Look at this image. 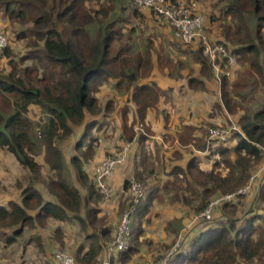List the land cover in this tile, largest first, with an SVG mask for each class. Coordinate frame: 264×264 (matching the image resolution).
I'll return each mask as SVG.
<instances>
[{
  "label": "trees",
  "instance_id": "1",
  "mask_svg": "<svg viewBox=\"0 0 264 264\" xmlns=\"http://www.w3.org/2000/svg\"><path fill=\"white\" fill-rule=\"evenodd\" d=\"M117 1L0 0L2 13L10 24H34L33 28L23 29L18 34V38L34 36L42 41L41 48L34 43L37 49L31 50L28 57L48 63L57 71L54 82L42 83L41 78L37 80L39 85L32 83L29 77L21 78L16 62H11L12 68L6 75H0V101L9 108L0 109V148L14 154L34 173L35 178L21 191L19 202L0 205V220L13 226L11 236L5 237L7 244H12L21 234L23 225L35 220L49 216L71 222L76 220L84 229L88 225L99 228V240L94 235L90 236L95 238V243L86 252H82L83 245L79 246L76 260L79 264H100L97 262L98 251L114 237L122 212L128 210V245L110 256L111 264L119 261L126 264L139 253V248L151 246L146 231L150 228L149 221L152 222L151 209L155 199L159 202L168 194L170 203L179 201L189 209V213L198 215L214 198L244 186L251 175V168L264 159V0H218L224 24L215 26L211 23L213 16L207 15L205 31L210 41L220 42L226 47L235 57L236 65L232 68L233 78L221 72L213 75V65L202 49L190 48L194 53L192 62L200 65L201 75L205 79L212 78L217 87L210 92L201 77L190 76L187 79L192 90L210 94L212 109L208 116L216 118L200 126L201 135L193 137L195 147L197 150L205 149L211 127L225 125L233 119L239 130H234L225 142H212L217 150H212L215 158L209 170L200 168V162L192 152L184 167H172L169 175H175L174 183L170 182V187H167L168 181L161 190L148 186L152 169L145 172L148 162L136 159L134 179L142 182L144 196L135 202L129 194L130 182L134 179H124L118 194L115 226L109 220L97 218V206L103 199L84 163L93 158V148L98 146V136L92 130L101 131L104 120L118 112L112 92L103 96L102 88L110 82L112 89L123 90L126 94V100L131 105L126 104L119 109L126 138L131 140L134 125L144 122L148 109L156 106L162 93L154 81H139L151 75L153 55L156 54L159 69L164 66L171 70L174 66L177 70L180 68L172 60L167 64L162 62V44L155 46L154 42H148L146 50L132 54L130 42L119 43L122 16L110 19ZM92 2L97 3L99 8H94ZM134 15L138 13L134 12ZM96 24L99 26L93 27ZM215 27L217 30L211 35V29ZM167 45L180 46V53L188 50L175 38H170ZM3 54L9 55L8 47ZM217 61L223 70L230 69L227 58ZM175 62L181 63L178 59ZM32 104L47 115L44 123L35 122L27 116L28 107ZM128 119L132 120L130 126ZM81 125L82 132L75 147L82 156L73 155L70 161L78 183L86 189L85 193L62 179L66 162L59 145L60 141L74 133L76 126ZM194 129L186 125L179 132L181 145L189 143ZM137 139L143 143L142 149L149 153L146 134L140 132ZM231 142L233 145H230ZM38 144L43 149V162L53 174L48 180L40 179L41 166L32 156ZM37 178L46 191L58 199V203L44 198V193L34 185ZM259 181L249 191L254 202H264V178ZM244 196L220 202L214 211V215L218 213L217 218L201 219L185 232L183 239L186 244L182 242L171 257L170 264H254L256 260H261L264 254V217L253 212L252 208L242 218L237 215ZM35 207H38L36 214L28 212ZM182 228V220L177 217L167 220L164 225L167 236L176 237ZM145 240L147 242L143 243ZM158 255L156 258L160 257Z\"/></svg>",
  "mask_w": 264,
  "mask_h": 264
},
{
  "label": "rangeland",
  "instance_id": "2",
  "mask_svg": "<svg viewBox=\"0 0 264 264\" xmlns=\"http://www.w3.org/2000/svg\"><path fill=\"white\" fill-rule=\"evenodd\" d=\"M196 1L198 2L199 10L202 12L204 17L207 15L208 16L212 15L213 20H211V23H214L215 26L217 25V27L219 26V24L220 26L222 25L223 20L220 14V9H219L220 5L218 3V0H196ZM91 4L94 8H99V5L97 3L92 2ZM113 11L114 13L110 17V19H113L115 17L117 18L118 16H122V20H123L121 23L122 36L119 39V43L125 44L127 42H130V44L132 45V47H130L131 48L130 52L132 54L137 51L143 52L144 50H146L148 47V42L151 43L154 42L155 46H159V44H162L163 47L160 53L162 62L164 64H167L169 60H172L175 65H179V66H181L182 63H184L183 71L187 73L186 76H188L191 73L192 71L191 65L193 64V62L191 61L190 58L187 57H189V55L192 56L194 53L192 52L191 49H196V48L192 46L184 45V47L187 48L188 50L186 51V53H180L182 49L179 50L180 48L179 45H178L179 47L174 45L168 46L167 45L168 40L170 38L174 39L172 31L166 25L162 24V22L151 11L135 8L132 0L117 1L115 3V10ZM134 12H137L138 15L135 16ZM219 19L221 20L217 22V20ZM0 22L4 27L7 36L9 38V45H8L9 55H4L3 54L4 50H3L1 52L2 55L0 56V75L1 76L6 75L12 68L11 62L14 63L16 62L18 64L17 65L19 72L18 75H20L21 78L29 77L31 82L37 85L40 84L37 80L41 78H43L42 83L48 81L50 83L54 82L57 79V73H56L57 71L54 66L45 62L40 63L37 59L28 57V54L31 50L37 49L34 43H37L39 45V48H41L42 41L35 38L34 36L18 38V34L21 30L26 28H33L34 24H32V22L31 23L28 22L23 25L19 23H14L12 25L10 24V21L4 17L1 8H0ZM211 23H209L210 26H212ZM98 26L99 24H96L93 27L96 28ZM39 27L43 28L41 25H39ZM216 30H217L216 27L212 28L210 34L211 35L215 34ZM128 37H130V40H128ZM151 52H152V46H151ZM177 53L179 54L177 55ZM176 59H178L181 63L178 64V62H175ZM173 70L174 71L176 70L175 66L173 67ZM233 71L234 69H232L231 72L229 73L230 78L234 77V74L232 76ZM149 78H152V72L149 77L139 79V81L150 82ZM110 84H111L110 82L107 83L109 88L111 87ZM110 89H112V87ZM114 91H115L116 102L119 105L121 104L131 105L126 100V94H123V90L120 91L114 90ZM167 93L168 92H165L166 95L163 93V95L165 96L163 98L165 103L169 102L171 99V97L169 96V94L167 95ZM0 109L7 110L9 108L6 103L0 101ZM27 116L35 122L37 121L41 122V124L47 120V115L42 113L40 107L34 104L28 107ZM127 123L128 126H130L132 124V120L128 119ZM233 125L236 124L235 121L232 119L227 124L225 125L221 124L219 126H221L222 128H228L229 126L231 127ZM122 126H124L123 121H122ZM101 127L102 128L100 130H102L101 135H103L102 137L103 140L105 139L111 140L112 137L115 135L117 127L114 124L109 123L108 119L104 120V123L101 124ZM82 128H83L82 125L76 126V128H74L75 131L72 135H70L64 141L59 142L60 148L63 151L64 160L67 165L66 167L63 168L61 177L67 183L70 182L72 185L78 187L79 192L80 191L85 192L86 189L80 183H78L75 176V171H74L75 169L71 164L70 158L73 155L82 156L75 147L76 140L78 139L79 135H81ZM141 128L143 129V131H140ZM147 128L148 127L146 126L145 122L139 121L136 125H134L135 135L139 134L140 132H143L146 134V136H148L149 132L146 131ZM233 131L231 132V134L233 133ZM92 133L98 136L97 129H93ZM125 136L127 135L125 134ZM124 142H130L131 144L132 141L128 140ZM146 142L148 143L151 142L148 141V137ZM120 147H116L117 150L111 152L113 153L117 152L120 149ZM131 149H132V144H131L130 152ZM214 150H217V147H215ZM103 153H105L106 155L109 154V152H105V151ZM96 154H97L96 148H93V158L92 157L89 158V160H87L86 163H84V168L89 174L92 173V168L94 166L93 163L96 161L94 159ZM32 156H34L35 161H37L41 166L40 179H46V180L51 179L53 177V174L48 169L47 165L43 162V149L40 147L39 144L37 147L33 149ZM201 159L205 160L206 156L203 155ZM259 167H260V163L255 164L251 168L250 177L257 176L256 182L253 183V188L254 185L258 182L259 178L261 181V178L264 176V172H260ZM117 177H119V174H117L115 171L114 176L111 178L113 185H114V180ZM34 179H35L34 173H32L26 166L20 163L14 154L9 152L7 149L0 148V205L8 206L10 202H19L21 199V191L30 183H32ZM133 181H139V183L142 184L140 180L134 179ZM35 182H36L34 184L35 187L38 188L42 193H44V198L46 199L48 198L58 203V199L54 195H52L49 191H46V187L41 182H39V178H37ZM241 202L242 203H240L238 207L239 210L237 211V215L239 217L241 218L244 217L248 213L250 208H252L253 212L261 214L264 217V202H254V197L252 193L246 194V196H244ZM178 206H182V205L172 204L165 208L161 206L159 207L156 206L154 208L152 207L151 216L152 214H154V210L157 209L159 213H161V219L163 218L161 221L157 223H161L165 219L178 215L185 222V226L189 224H191L192 226L196 222L197 216H195L191 212L189 213V215L184 216L183 214L181 216V214L179 213L180 207ZM37 210L38 207L37 208L35 207L32 210L28 209V212L34 215L36 214ZM69 213L70 215L72 214L70 211ZM154 215L159 216L157 214ZM217 216L218 213L214 215V217L216 218ZM166 221L167 220H165L164 222ZM34 222L23 225L21 227L22 228L21 234L16 237L15 241L12 244H7V242H5V237L7 238L11 236L13 226H10V224L8 225L7 222L4 223V221L0 220V264H53L54 263L53 253L57 249L70 254L75 259L76 263L79 264V262L76 260L77 248L81 245L84 246L85 240L76 237L78 234L82 236L85 235V231L88 230L90 231L92 228H90L89 225L86 227V229L81 227L83 231L82 230L77 231V229L74 228L73 226L75 224H78L80 226V222L60 220L58 218L51 216L42 218L40 220L39 219L35 220ZM157 223H153V224L156 225ZM148 224L150 225V228H152V222L149 221ZM53 230H54L53 237H51ZM181 232L182 230H180L178 234H180ZM29 236L31 238H28ZM26 238H28V240L25 243ZM45 239H47V241H44L45 243L44 247H46V249L42 251L39 242L41 243V241ZM169 240L170 238L167 240L168 246L165 247L163 250L161 249L162 251L160 250L158 251L160 254L161 252H165L170 247V245L175 243L174 241L175 237H173L170 240V242ZM146 242L147 240H145L143 243ZM145 248L147 250L150 249L151 246L150 248H148V246H146ZM157 249L158 248L156 247L155 250ZM254 264H264V254H263V258L261 260H256Z\"/></svg>",
  "mask_w": 264,
  "mask_h": 264
},
{
  "label": "crops",
  "instance_id": "3",
  "mask_svg": "<svg viewBox=\"0 0 264 264\" xmlns=\"http://www.w3.org/2000/svg\"><path fill=\"white\" fill-rule=\"evenodd\" d=\"M178 54L179 53H177V55ZM191 57L192 56L189 55V57L187 58L191 59ZM153 63L154 65L152 68V78L149 79L150 81H154L161 88L162 93L159 96V101L156 104V106L148 109L147 114L145 115L144 118V122L148 127L146 131L149 132V135L147 136L148 141H151L150 143L147 142L149 153H147L145 150L142 149L143 143H140L139 140L137 139L139 134L135 135L134 132L131 140H129L132 141L131 152L129 151L125 163L118 166L115 170L116 173L119 174V177H117L114 180V185L112 184L111 178L114 176L115 172L113 176L108 179L109 184L113 188L112 195L107 200H102L97 206L99 209L97 218L109 220L114 226L116 219L118 217V209H119L118 194L121 188L120 186L124 179H129V180L134 179L135 177L134 162L136 159L138 158L141 160L145 159L146 163L148 162L145 168V172L152 169V176L149 177L148 186L152 187V189L154 187H158V190H161L162 186L168 181L169 184L167 187H170V182L171 184L174 183L173 180L175 175H169L172 167L175 165H180L184 167L187 159L190 157L191 154L193 155L192 152L196 154V157L200 162L199 166L201 169L204 170H209L211 168L212 162L215 158V154L212 151L216 147L215 144L213 143L207 144L204 150H197L195 147V141L193 139L194 136L196 137L201 135V132H199L200 131L199 128L201 125L205 126L206 122L216 120L215 117L210 118L208 116V113H210L212 109L211 104L209 103L210 94L204 93L200 90H192L187 84V79L190 76L201 77L206 81V84L208 86V91L210 92H212L213 89L215 90L217 88L216 84L213 82L212 78L205 79L201 75L200 65H198L197 63H193L191 65L192 71L188 76H186L187 73L183 71L184 63L180 66L179 68L180 70H177L176 68V70L174 71L168 68L167 66H164L163 69H159L156 64L155 54L153 55ZM211 72L213 75L216 74L213 68ZM110 88L108 87V85H104V88H102V95L105 96L112 92V95L114 96L115 99V91ZM165 92H168L167 95L169 94V96L171 97L170 101L167 103H165V101L163 100V98L165 97L163 93L165 94ZM115 104L117 106L118 112H115L114 115L107 117L109 123H112L117 127L115 135L112 137L111 140L109 139L103 140L102 138L103 135H101L102 130L98 132L99 140H98V146L96 147L97 154L94 157L96 161L93 164L98 163V161H100L106 155L105 153H103L104 151L109 152L110 154L111 151H116L117 150L116 147H120L124 141H128V139L126 138L128 136H125V132L123 130L122 118L120 116V109H119L124 104L119 105L117 102ZM186 125L192 126L195 129L190 134L189 143L187 145H181V143L178 140V134ZM230 145H233V143L231 142ZM175 152H178L179 155H177ZM203 155L206 156L205 160L201 159ZM263 178L264 176L261 179L263 180ZM169 199H170V195L165 194L163 199H161L159 202H157V200L155 199L152 203L153 204L152 207L154 208L156 206L158 207L161 206L165 208L172 204L182 205V206H178L180 207L179 213L181 214V216L183 214L184 216L189 215V209L185 207L184 204H182L179 201L170 203ZM154 214H157L159 216H156ZM154 214H152V228H148L146 231V237L150 238L151 241V248L147 250L145 247L139 248V253L133 256L132 259L126 264H151V262L155 260L156 256L160 254L158 251L161 250V248H163L162 246L168 243L167 240L169 238L170 240L173 238V236H167V234L165 233L164 221L170 220L173 217H177V218L180 217L178 215H175L173 217L165 219L161 223H157L161 221L163 218L161 219V213H159L157 209L154 210ZM181 220L183 223V228L180 230H183L185 226V222L183 221L182 218ZM153 223H157V224L154 225ZM196 224L197 223H194L191 228H193L194 225ZM73 227L76 228L77 231L79 230L83 231V229L81 228L82 227L81 224L80 226L78 224H75ZM90 228H92L90 231L89 230L85 231L86 236L85 235L81 236L80 234H78L76 237L85 240L84 249L82 252H86L88 248L95 243L94 242L95 238H91L90 236L94 235L99 240V233H98L99 228L96 226H90ZM178 232L175 237V240L178 236ZM53 233L54 230L52 231L51 237H53ZM184 235L185 232L183 233V238ZM44 241H47V239L42 240L41 243H39L42 251L46 249V247H44L45 244ZM185 241L186 240L182 239V242L185 243ZM104 247L105 246H103V248L100 251H98L99 253L97 257L98 263L104 257ZM156 247L158 248L157 250H155ZM115 264H123V263H120L119 261V262H115Z\"/></svg>",
  "mask_w": 264,
  "mask_h": 264
},
{
  "label": "built area",
  "instance_id": "4",
  "mask_svg": "<svg viewBox=\"0 0 264 264\" xmlns=\"http://www.w3.org/2000/svg\"><path fill=\"white\" fill-rule=\"evenodd\" d=\"M135 8L151 11L161 22L171 31L175 39L181 41L186 46L201 48L203 54L209 59L216 73H223L229 76L231 69L236 65L235 57L230 55L226 47L218 42H212L205 31V17L199 10L196 0H132ZM9 45V38L0 22V53ZM227 58L230 69L223 70L218 64L219 59ZM233 130H239L237 125L228 128L221 126L211 127L208 131V144L215 142H225ZM140 131H143L141 128ZM130 142H124L117 152L105 155L93 166L92 177L98 189V193L103 200H107L113 188L108 179L111 178L116 168L127 159L130 151ZM260 172H264V159L260 163ZM257 176H251L248 182L240 188L222 194L211 200L202 212L196 217L198 223L201 219L212 220L217 205L222 201H232L237 196L246 195L251 190ZM129 194L138 202L144 196V187L137 181H131ZM130 214L128 210L122 212L119 223L115 227L114 237L104 247V257L100 264H111V255L116 251L124 250L128 245V234L130 231ZM193 226V225H192ZM191 224L186 225L178 234L175 243L172 244L160 257H157L151 264H170V259L182 245L183 233L191 229ZM54 264H77L75 259L62 250H55L53 253Z\"/></svg>",
  "mask_w": 264,
  "mask_h": 264
}]
</instances>
